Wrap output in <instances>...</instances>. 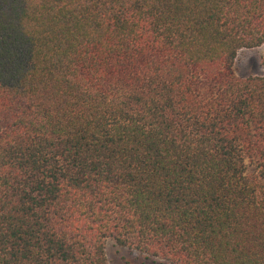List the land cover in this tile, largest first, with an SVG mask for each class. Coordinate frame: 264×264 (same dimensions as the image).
<instances>
[{
	"label": "trees",
	"instance_id": "trees-1",
	"mask_svg": "<svg viewBox=\"0 0 264 264\" xmlns=\"http://www.w3.org/2000/svg\"><path fill=\"white\" fill-rule=\"evenodd\" d=\"M243 49L264 0H0V264H264Z\"/></svg>",
	"mask_w": 264,
	"mask_h": 264
},
{
	"label": "rangeland",
	"instance_id": "rangeland-1",
	"mask_svg": "<svg viewBox=\"0 0 264 264\" xmlns=\"http://www.w3.org/2000/svg\"><path fill=\"white\" fill-rule=\"evenodd\" d=\"M261 49H243L236 57L233 68L238 75L263 74L264 69L259 64ZM251 169V168H250ZM105 256L109 264H165L160 260L146 258L144 255L112 242L105 245Z\"/></svg>",
	"mask_w": 264,
	"mask_h": 264
}]
</instances>
